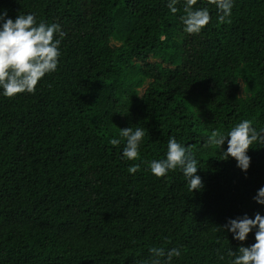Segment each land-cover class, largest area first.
Wrapping results in <instances>:
<instances>
[{
  "label": "trees",
  "instance_id": "16d2710c",
  "mask_svg": "<svg viewBox=\"0 0 264 264\" xmlns=\"http://www.w3.org/2000/svg\"><path fill=\"white\" fill-rule=\"evenodd\" d=\"M176 7L0 0L8 17L31 12L63 32L58 70L33 93L0 96V264H149L151 247L180 248L172 264H228L229 249L256 242L221 226L264 215L253 199L264 142L249 148L246 173L204 145L244 119L264 128V0H234L223 21L197 0L210 21L196 34L183 30V0ZM127 127L145 131L137 160L122 158ZM170 137L195 152L201 189L179 169L151 173Z\"/></svg>",
  "mask_w": 264,
  "mask_h": 264
},
{
  "label": "clouds",
  "instance_id": "9594fccd",
  "mask_svg": "<svg viewBox=\"0 0 264 264\" xmlns=\"http://www.w3.org/2000/svg\"><path fill=\"white\" fill-rule=\"evenodd\" d=\"M219 13V19L231 16L234 0H211ZM179 0H167V7L172 13L177 12ZM197 0H183L184 15L181 16L184 32L200 33L210 21L206 8H194ZM60 25L38 22L34 13L18 14L15 19L8 17L7 12H0V96L14 97L19 93H33L36 86L46 74L58 70L61 57ZM119 136L124 138L122 158L137 160L144 143L145 131L141 127L119 128ZM227 141V148L222 146ZM264 142V128L257 130L251 120L244 119L227 132L213 130L207 137L205 147L220 146L225 160L235 158L237 167L245 173L250 168L251 157L248 150L253 142ZM109 143L121 144V139L113 137ZM151 173L156 177H166L170 171L179 169L187 182L189 190L202 188V178L197 174L198 161L190 146H186L175 137L167 142V151L163 159L148 161ZM138 165L129 168L135 173ZM253 199L264 205V186L257 190ZM232 233L233 239L245 241L249 233L254 232L255 243L240 246L238 251H227L228 264H264V215L257 212L254 218L245 214L243 217L230 218L221 226ZM149 264H172L174 258L181 256V250L173 247L165 250L162 247H151ZM224 260V256L219 257Z\"/></svg>",
  "mask_w": 264,
  "mask_h": 264
}]
</instances>
